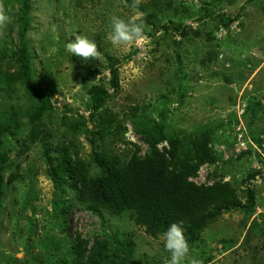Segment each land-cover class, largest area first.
<instances>
[{
  "label": "rangeland",
  "instance_id": "rangeland-1",
  "mask_svg": "<svg viewBox=\"0 0 264 264\" xmlns=\"http://www.w3.org/2000/svg\"><path fill=\"white\" fill-rule=\"evenodd\" d=\"M3 3L11 22L0 38V135L9 158L0 264H166L163 233L148 234L135 211L90 208L73 180L48 172L63 151L90 178L105 174L108 161L126 165L149 153L143 133L156 123L166 137L157 149L175 140L180 160L193 156V139L205 140L213 161L190 180L227 183L240 205L209 220L189 256L264 264V0H141L138 9L133 0H29L28 73L51 105L39 119L17 59L21 3ZM137 11L148 42L128 51L112 45L110 17L127 21ZM76 35L93 39L100 58L71 55L65 44ZM98 86L108 96L95 111L88 97ZM96 240L105 243L91 256Z\"/></svg>",
  "mask_w": 264,
  "mask_h": 264
},
{
  "label": "trees",
  "instance_id": "trees-1",
  "mask_svg": "<svg viewBox=\"0 0 264 264\" xmlns=\"http://www.w3.org/2000/svg\"><path fill=\"white\" fill-rule=\"evenodd\" d=\"M19 10L20 46L17 59L20 62L21 77L29 93H32L39 105L35 108L34 117L39 119L50 110L48 97L43 94L31 81L28 73L29 54L24 34L28 29L26 14L29 12V0H20ZM118 76L113 70L112 84L117 85ZM108 96L103 87H94L91 92V107L100 109ZM155 131V135L153 132ZM144 141L150 148L149 153L143 157L134 156L126 165L118 166L108 161L106 173L95 178L87 177L86 171L74 164L62 152V160L58 167H50L49 174L55 178H67L74 181L78 188L81 201L88 202L91 207H102L114 214L126 210L135 211V222L144 226L147 233L157 236L164 233L173 222L183 221L185 237L192 244L198 237L199 231L205 227L209 220L214 219L223 210L239 207L233 201L234 190L227 183H214L212 185H197L190 180L197 176L201 164L213 161L212 152L205 140L193 139V156L180 160L177 156L175 140H169V147L162 151L157 144L166 139L162 126L156 123L152 129L143 133ZM8 155L2 148L0 135V197L4 178L2 175L8 162ZM248 205L253 207L254 195L248 191ZM76 252L79 258L82 250L79 240L76 242ZM104 241L96 240L90 249V255L99 254ZM123 252L127 247H122Z\"/></svg>",
  "mask_w": 264,
  "mask_h": 264
},
{
  "label": "clouds",
  "instance_id": "clouds-1",
  "mask_svg": "<svg viewBox=\"0 0 264 264\" xmlns=\"http://www.w3.org/2000/svg\"><path fill=\"white\" fill-rule=\"evenodd\" d=\"M141 0H133L131 7L138 9ZM144 13L137 11V14L127 21L113 15L110 17L111 33L108 39L112 45L122 48L125 51L131 50L134 46L146 44L149 40L145 34ZM11 22V17L7 14L3 0H0V38L5 35V29ZM66 50L84 60L89 58L99 59L101 56L97 44L93 39L84 35H76L74 40L65 44ZM90 100L91 98L88 97ZM183 221L171 223L163 233L165 249L170 253V258L166 264H184L187 259L188 264H203V261L195 257H190L189 243L182 227Z\"/></svg>",
  "mask_w": 264,
  "mask_h": 264
}]
</instances>
